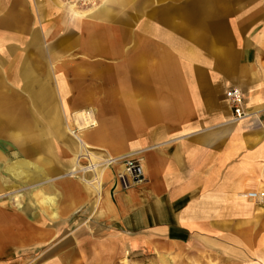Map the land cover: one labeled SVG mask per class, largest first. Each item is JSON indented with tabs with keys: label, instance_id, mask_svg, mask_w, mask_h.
<instances>
[{
	"label": "crops",
	"instance_id": "1",
	"mask_svg": "<svg viewBox=\"0 0 264 264\" xmlns=\"http://www.w3.org/2000/svg\"><path fill=\"white\" fill-rule=\"evenodd\" d=\"M172 1L180 11L197 13L199 23L217 26L213 47L225 49L224 56L210 61L202 55L196 64L222 63V76L210 75L202 66L197 72L185 68L171 74L180 80L178 86L159 89L154 77L149 96H166L169 115L161 121L149 119V139L142 146L148 147L144 180L120 190L112 178L98 208L83 187L73 189L70 181L64 186L58 159L45 157L50 163L47 177L52 175L63 193L58 218L45 215L28 200L21 208L13 202L0 208V264H121L127 253L140 259L163 250L231 249L244 238L247 227L260 230L264 225V202L244 195L264 183V87L253 69L261 46H254L251 25L239 33L231 27L238 11L245 25L251 24L253 8L238 10L232 0ZM238 47L244 72L237 68ZM169 62L186 64L179 58ZM219 77L227 88L236 84L243 88L247 119L234 122L224 91L209 86V80ZM160 129L166 138L157 141ZM13 152L7 154L11 163L25 159ZM38 188L21 184L9 191Z\"/></svg>",
	"mask_w": 264,
	"mask_h": 264
},
{
	"label": "bare ground",
	"instance_id": "2",
	"mask_svg": "<svg viewBox=\"0 0 264 264\" xmlns=\"http://www.w3.org/2000/svg\"><path fill=\"white\" fill-rule=\"evenodd\" d=\"M83 2L88 3L86 0ZM130 2L133 12H137V0H101L99 6H92L83 11H80L76 5H65L62 0L46 1L50 8H54L43 18L47 29L65 26L68 30L73 27L72 32L82 36L86 54L82 56L84 61L77 70V75L80 76L78 85L85 84L86 79L99 81L105 77L114 78L116 69L113 66L101 67L100 63L107 61L105 58L109 56L112 59L116 58L121 52L126 55L125 58H129L126 62L130 69H122L125 72L122 78H133L138 81V74H142L140 81H143L148 89L154 85L152 83L154 77L167 87L178 86L180 80L171 78V74L179 73L178 70L185 68L192 72L193 64L201 60L202 55L198 47L204 36L192 27L190 21H187L182 28L173 29L174 35L178 33V36L179 34L183 36L181 38L185 46L168 47L170 52L163 55L160 63L149 65L148 62L153 56L141 55L136 43L131 48L132 56L128 57L130 50L123 49L122 29L119 30L120 24L125 25L126 22L120 17L118 19V16ZM11 3V0H0V33L1 31L3 33L0 34L2 35L0 37V208L9 207L10 202L21 208V203L26 199L21 193L9 196L6 193L9 190H17L21 184L40 185V188L28 194L29 203L32 206L38 205L45 215L53 219L58 218L57 207L63 199V193L58 189L54 179L47 177V166L50 163L45 158L53 152L51 144L58 134L64 138V143L72 153L79 149L87 158L89 166L84 168L80 159L83 154L74 156L73 166L69 169L66 167L67 177L71 178L73 189L83 187L91 197H96L93 205L98 208L103 203L104 186L113 178L112 169L117 173L124 172V166H121L120 162L124 159H140L142 171H145L148 147L119 145L117 146L119 149L113 150L107 146L94 148L90 144V141H105L97 112L89 102H76L70 98L69 95L74 87L70 85L67 74L62 73L61 59L56 54L58 46L71 37L54 40L48 45L52 56L50 61L52 70L43 72V65L48 63L46 59L40 60L44 50L43 35L40 29H32L31 41L26 46L22 48L17 44L14 45L13 39L25 41V32L29 28L25 24L27 18L24 11L16 12L15 4ZM112 4L117 8L111 7ZM123 13L127 20L130 19L126 12ZM253 19L251 16L248 21L252 22ZM109 23H112L111 26ZM48 31L46 35L47 40L50 41L59 32L53 30L50 34ZM253 41L264 49V34L258 35ZM32 49L34 55L30 53ZM213 54L216 57H223L225 49L218 48L214 44ZM46 58L48 59V56ZM174 58L182 59L186 64L171 65L169 61ZM144 59H147V65H144ZM172 70L175 72L172 73ZM124 90L118 104L122 110H126V118L134 125L143 123L144 117L148 120L161 121L169 115L164 104L156 102L155 98L149 99L148 103L138 102L136 94L129 93L126 88ZM58 97H66L65 103L63 102L64 120H61L60 115L57 114ZM134 129L129 127L128 133L132 135ZM76 130L79 131L78 134ZM156 134L157 141L166 138L164 130L160 129ZM68 135H72L74 139ZM93 150L105 152L106 157L94 156L91 152ZM11 151H14V155H22L25 159L11 163V160L7 159V154ZM3 193L6 194L2 195ZM128 262L127 260L125 264H129ZM162 262L170 264L165 259Z\"/></svg>",
	"mask_w": 264,
	"mask_h": 264
},
{
	"label": "rangeland",
	"instance_id": "3",
	"mask_svg": "<svg viewBox=\"0 0 264 264\" xmlns=\"http://www.w3.org/2000/svg\"><path fill=\"white\" fill-rule=\"evenodd\" d=\"M23 1V2H22ZM11 0V4H15L14 8L15 11L18 12L19 10L24 11L26 14V21L25 24L28 26L29 30L25 32V41H16L12 40V42L17 44L18 46L27 45L28 42L31 41V30L32 29H40V33L43 35L42 46H44V50L40 56L41 59H46L44 66V71H51V55L48 50V45L53 42L54 40L61 39L63 37H71L68 39L67 42L63 43L62 45L58 46L57 49V56L61 59V66H62V73L67 74V78L69 80L70 85L74 87L73 91L69 95L71 99L76 102H89L91 106L96 110L98 115V120L101 125L103 134L104 142L100 141H90V144L94 148H100V146H107L111 147L113 150H116L117 146L125 145L126 146H143L144 143L147 144L149 139V120L144 117L143 123L134 125L132 121H129L126 118V110L120 108L121 106L118 104L119 100L124 94V89L129 93L136 94V98L138 102H149L150 98H155L156 102L165 103L166 96L164 95H156L153 97L149 96L148 88L143 81H140L142 74H138V81L133 80V78H122L125 74L122 69L126 68L129 69L128 63L126 62L127 59L125 58L126 55L121 52L116 58L112 59L110 56L106 57L107 61H102L100 64L101 67H108L113 66L115 70L114 78L105 77L102 80L94 81L91 79H86L85 84L78 85V78L80 76L77 75V70L79 66H81L82 56L85 53V47L83 46V39L81 38V34H74L71 29H66V27H47L44 25L43 18L46 17V14L50 13L54 10V8H50L47 0ZM84 0H62V2L69 6V5H76L80 11L88 10L92 6H99L101 4V0H86L88 1L87 4L83 2ZM137 12H133L131 8V2L129 5L124 7V10L119 13V17L124 21L126 24L119 26V30L122 29L121 39L123 49L130 50L129 56H132V47L134 43L139 46V53L141 55H148L153 56L152 61L148 62L149 65H155L162 61L163 55L165 53L170 52L168 47H179L176 45H184L183 44V37L178 33H173V29L175 28H182L185 26L187 21L192 22V27L196 29L198 32L204 36L202 39L201 46L198 47V51L203 56L210 57V61H214L212 57L215 55L213 54V31L216 25L198 22V15L194 11L186 10L187 8L180 11L176 9V4L172 0H137ZM232 3H236V8L240 10L242 7H252L253 8V21L251 24L245 25L243 18H240L239 11L236 15V24L231 26L235 33L242 32L245 28H249L251 25L252 28V35L253 38H256L258 35L264 34V0H232ZM183 4H186L187 1H179ZM245 2V3H244ZM246 4V6H245ZM113 5V4H112ZM111 7L117 8L116 5ZM129 16L130 19L124 16V13ZM204 19V16H201ZM42 20V21H41ZM41 22V25H40ZM189 22V23H190ZM112 24V23H111ZM109 23V26H111ZM114 24V23H113ZM113 27V26H112ZM118 28V26H116ZM46 28V29H45ZM114 29H116L114 27ZM58 32V35L50 41L47 40V31L48 33ZM72 32V34H71ZM2 31H1V33ZM0 35V37L2 36ZM173 35V36H172ZM133 36V38H132ZM135 37V39H134ZM181 38V39H180ZM24 42V43H22ZM22 43V45H20ZM255 46V41H254ZM219 48V47H218ZM168 50V51H167ZM263 50V49H261ZM259 48L257 49L260 57L254 65L253 69L256 70L260 75L258 76L262 87H264V52L261 53ZM241 47L237 48L236 57L239 60L237 68L240 71H246V66L242 64L240 61V57L242 56ZM255 51V50H254ZM33 49L30 50L31 55L33 54ZM36 56V55H35ZM48 56V59L46 58ZM37 57V56H36ZM35 58V57H33ZM39 59V58H35ZM50 59V60H49ZM146 60L144 59V65L146 64ZM45 61V60H42ZM47 65V67H46ZM192 66L194 72L198 71L199 67H203L201 64H193ZM201 67V68H202ZM43 68V67H42ZM209 69L210 75L214 72L220 74L222 76V72L225 69V65L222 63H208L204 64V67ZM187 72H190L186 70ZM207 72V70H205ZM220 76V77H221ZM130 77H133L130 75ZM214 78L209 80V86L213 88L220 89L222 92L224 91L225 97L226 93L231 89H240L243 92L244 99L246 101L244 90L241 86H233L231 88H227L225 85L226 81L224 79ZM242 80L243 76L240 77ZM239 79V78H238ZM245 81V80H244ZM244 81H240L245 83ZM188 83V82H187ZM189 83H195V81H189ZM156 88H164L165 84L160 81L155 82ZM171 98V96H169ZM173 98V97H172ZM66 97H58V107H56L57 114L60 115L61 120H64L63 116V102L65 103ZM227 100V99H226ZM146 115V114H145ZM142 124V125H141ZM135 128L133 134L128 133V129ZM78 134V130L75 131ZM70 138L74 139L72 135H68ZM53 148V152L48 154L46 157L58 159L60 163V170H61V180L60 182L63 184L67 181H70V177H67V169L73 166L74 161L72 159L74 156L81 155L79 149H76L75 152L72 153L68 149V145L64 143V138L59 134L56 135L55 140L51 144ZM116 146V147H115ZM119 149V147L117 148ZM94 156L96 157H106V153L100 150H93L91 151ZM82 163L81 166L86 168L89 166V162L87 158L81 155ZM142 165V164H141ZM113 178L115 177L117 171L112 169ZM49 178H53L51 175ZM90 178V177H89ZM88 178V179H89ZM108 183V182H106ZM32 191L26 192H6L10 196L11 194L21 193L28 199V194ZM3 193L2 195L6 194ZM249 193H255L259 196H264V183L259 186L257 190L245 192L244 195L246 196ZM1 195V194H0ZM90 199L95 201L96 197H91ZM25 199V201H27ZM65 200V199H64ZM68 200V199H66ZM255 202V201H254ZM260 204V203H259ZM85 212L81 213V217L85 216ZM247 233L245 234L244 238L236 240V247L235 248H224L219 247L218 249H205L197 251L191 248H183V249H174V250H163L162 252H156L151 257H141L140 259H135L129 253L126 254L124 261L121 264H125L128 260L129 264H163L162 260L165 259L166 262L170 264H264V225L261 226V229L247 227ZM163 258V259H162ZM138 260V261H136Z\"/></svg>",
	"mask_w": 264,
	"mask_h": 264
},
{
	"label": "built area",
	"instance_id": "4",
	"mask_svg": "<svg viewBox=\"0 0 264 264\" xmlns=\"http://www.w3.org/2000/svg\"><path fill=\"white\" fill-rule=\"evenodd\" d=\"M226 99L232 111L234 122L243 121L250 116L245 110V99L240 89L229 90L226 93ZM120 163L121 166H124V172L116 173L114 177L116 181L115 188L128 190L143 182L144 177L140 159H124ZM246 197L260 204L264 202L262 196L255 193H249Z\"/></svg>",
	"mask_w": 264,
	"mask_h": 264
}]
</instances>
